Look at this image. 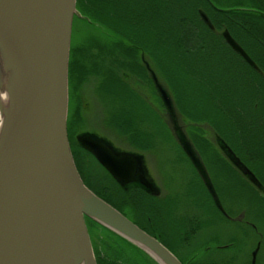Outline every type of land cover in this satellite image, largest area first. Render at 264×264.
Wrapping results in <instances>:
<instances>
[{"label":"water","instance_id":"95a60500","mask_svg":"<svg viewBox=\"0 0 264 264\" xmlns=\"http://www.w3.org/2000/svg\"><path fill=\"white\" fill-rule=\"evenodd\" d=\"M77 1L0 0V264H98L90 222L155 264H183L159 239L94 193L77 168L68 134L74 20L84 18ZM226 38L259 70L229 34ZM149 71L173 139L217 208L231 219L170 87L155 69ZM76 140L122 188L160 195L143 152L120 149L95 133L82 132ZM227 149L229 161L264 196L257 175ZM259 251L260 243L252 264Z\"/></svg>","mask_w":264,"mask_h":264},{"label":"trees","instance_id":"16d2710c","mask_svg":"<svg viewBox=\"0 0 264 264\" xmlns=\"http://www.w3.org/2000/svg\"><path fill=\"white\" fill-rule=\"evenodd\" d=\"M202 4L203 0H78L77 7L84 18H75L70 58L68 134L74 159L83 181L100 198L118 209L147 233L159 239L178 258L177 253L179 254V250L177 248L188 245L191 242V236L216 225L218 216L231 224H242L241 226H247V224L233 222L221 213L194 168L193 171L197 178H195L194 183H191L193 192L188 195L182 194L183 197L179 195L182 197L179 205L183 202L189 205L191 202L198 211L203 212L206 221H203V217L188 220L185 214L182 217L179 216L177 220L173 212L170 219L167 218L164 210L159 206L163 204L171 206L170 202L173 199V197H170L171 194L167 199H156L139 187L122 188L90 153L80 147L76 140L83 126L80 94L82 86L89 77L99 78L98 83L102 99L110 102L111 106L116 107L113 109L114 112L117 110L115 115L112 114L113 126L122 129L128 135V141L135 150L143 153L154 150L156 146L150 134L140 131L129 132V118L137 109L133 107L134 96L135 98L138 97L127 87L124 77L125 72L118 75L119 68H113L110 71L106 68L107 63L105 64L107 59L112 66L116 64L120 68H129L138 75L143 76V80H150L149 83L153 85L151 79H148L147 71L139 65V55L145 53L149 57L151 66L170 87L176 104L185 119L191 118L197 122L208 120L217 126L219 124L222 128H225V126L233 128V125L236 129V131L234 130L236 136L245 135L243 129L236 128L235 123L228 124L229 109H233L231 105L236 102L238 89L244 93L245 89L251 87L254 93L249 100H255V98L258 101L264 100V97L262 98V95L264 96V77L257 74L256 79L251 80L249 79L250 76L215 77L213 75V80L216 78L223 79L222 84L225 87L215 95L216 98L210 91H204L199 79L196 78L201 73L199 71V69L201 70V59L198 56L190 55L191 52H189L192 41L190 37L195 38L199 44L202 43L201 38L204 33L199 15ZM154 18L157 20L156 22L153 20ZM143 21L146 27L145 34H142ZM77 22H86L87 27H102L103 33L101 35L104 40L114 41L115 45L109 46L108 42L99 37L92 43L93 47L91 46L92 50L95 48L99 52L95 57L90 52L91 48L89 46L79 45V47H75V44L78 45L80 31L83 29L81 24L77 26ZM86 32L89 33L91 30L87 28ZM111 49L115 50L114 55L106 58ZM261 64L263 65L262 61ZM219 95L223 100L222 106L216 102L217 98L220 100ZM73 100H77L78 105L75 106L74 112H71ZM236 107L239 108V106ZM236 107L234 110H237ZM159 108L164 111L160 100ZM151 112H153L156 122L161 123L162 127L165 128L168 139L174 141L177 145L164 116L161 113L158 115L152 108ZM151 121H153V118ZM193 137L195 143L202 150L200 132L194 131ZM177 147L181 150L178 145ZM206 150L204 152L206 157L203 156V158L207 163L212 180L227 213L232 216V212H228L230 210L226 207V201L232 203L237 199L241 203L239 209L246 210L247 215L249 210L244 204L249 201L256 204L259 208L257 209L258 213L264 218V197L234 171L227 161L217 153L212 152L211 146H207ZM248 151L251 157L248 158L249 155L244 154L241 156L242 160L252 170L254 168L259 173V176L256 175L264 184V157L258 156L260 153L263 156L264 150L262 147L260 149L258 144L253 143ZM94 163L104 172V176L97 172ZM157 201L160 202V205ZM250 212H252V209ZM235 214L237 213L235 212ZM173 220L177 221L176 235L172 234L170 236L161 231L159 235L162 238L165 237L166 240L165 238L161 240L155 235L154 230L157 223L166 224L167 227V222ZM253 231L260 238L262 237L259 227ZM224 245L222 248L214 249H228L240 244L237 239L233 238ZM210 249L207 248V251L209 252ZM95 253L98 264H122L111 256V258L107 256V259L101 261L96 249ZM186 257L187 259H183L185 262L179 258L183 264H235L233 258L217 262L215 260L202 261L203 259L198 258L195 253H190ZM200 259L201 261H199ZM249 264H251V260ZM257 264H260L259 256Z\"/></svg>","mask_w":264,"mask_h":264},{"label":"rangeland","instance_id":"374dc122","mask_svg":"<svg viewBox=\"0 0 264 264\" xmlns=\"http://www.w3.org/2000/svg\"><path fill=\"white\" fill-rule=\"evenodd\" d=\"M153 20L155 22L157 21L155 20V18ZM142 23H143L142 26H144L142 30V34H145L146 27H145L144 21ZM80 24L84 30L89 28L91 32L89 33L86 32V34H83V33L80 34L78 43L86 40L85 37H87V35L89 39H92V42L98 39L99 37H102L101 35V33H103L102 27H99V26L87 27L86 22H82V23L77 22V26H80ZM190 39H192L191 45L189 48L190 50L189 52H191L190 55L198 56L201 59V67H200L201 70L199 69L201 73L200 75H197L196 78L199 79L200 84L202 88L204 89V91H207V92L210 91V93L211 94L213 93L215 96L218 93L216 89L217 87H219V85L217 84L214 86L212 85V83H214L213 82L214 78H213V75H211L209 71L210 68L212 67L209 66L208 68L207 61L205 58H203L204 45H202V43L199 44V42H197L195 38L193 39V37H190ZM102 40H104V38ZM104 41L108 42L109 46H112V44L114 43V41H106V40ZM201 41H203V37L201 38ZM75 45H76L75 47H79V45L77 44ZM91 53H93L94 54L93 57H95V54H97V50L94 48ZM124 75H125L124 76L125 79L127 80V75L126 74ZM95 81L96 80H93V83L96 84ZM95 90H96V87L91 89L88 87V85H86V83L81 88V92H82L81 95H82L86 110L90 107V105H88V102H86V99H85L86 96L88 95L87 93H91V98H92V94L95 95ZM216 97L217 96H215V98ZM73 101L74 102L71 104V112H74L75 106L78 105V103L76 102L77 100H73ZM144 101L145 99H143V97L141 99V98H135L134 96V101H133L134 106L133 107L137 109L135 110L136 112L133 115H131V117L129 118V132L130 131L131 132L140 131L143 133L147 132L148 134L152 136L151 137L152 140H154L153 142L156 148L152 150L150 153H147V157H146V162L149 168V172L152 178L154 179V181L158 183L157 184L158 186L160 185L161 188L163 189L166 188L163 196H165L166 194H168L169 196L171 194L170 197H173L172 201L170 202L171 206L169 205L166 206L165 204H163L162 205L163 207L162 206H159V207L164 210L166 217L169 219L171 217L172 212L175 213L174 215H176L177 220L179 219V216L182 217L184 214L186 215V218L188 220H192L197 217L199 218L203 217V212L198 211L196 206L192 204L191 202L189 203V205H187V203L185 204L184 202L179 205V201L182 200V197H183L182 194L188 195L189 193L193 192V189L191 188V183H194L196 181L195 178L197 177L195 176L193 167L188 162L186 155L177 147L174 141L168 139V135L165 131V128L162 127L161 123L156 122V118L154 117V114H152L153 112H151V108L148 107V105H146ZM251 102L252 100H250V102L248 100V105L250 103V106L248 107L250 108L249 110L250 111L253 110L252 112L257 113L253 102L252 103ZM243 111H246V109L234 110V112L232 113V117L234 119H235V115H238V116L241 115L244 117ZM160 113L162 116H164V111L160 110ZM98 116H99V110L95 107V105H93L92 109L88 113V117H89L88 120L91 122L94 119H97ZM152 118H153V121H151ZM103 124H104L103 122L102 123L99 122V128L101 130L98 129L94 131V130H91L90 128H95V127H93L91 123H86L87 126L82 127L80 131L81 133L89 132V133L98 134L99 136L110 140L114 145H116L120 149L135 150L133 148V145L130 144V142L128 141L126 137H123L121 139L117 137L116 135L108 132L105 129V124L104 125ZM248 137H249L251 144L253 143L258 144L260 149L262 147V149L264 150V142L261 139L263 137V134L261 133L260 128H258L257 131L254 133L249 131ZM243 148H247V146ZM258 156L264 157V154L262 156V154L260 153ZM249 157L251 156L249 155L248 158ZM94 165H95V169L97 170V172L100 175L104 176V172L100 169V167L96 165L95 163ZM253 170L255 174L259 176V173L254 168ZM179 195H182V197H180ZM248 202L245 203L244 205L248 207L249 213L247 215V218H248L247 220H250L249 222L251 224L254 223L253 228L251 225H247L248 226L247 227L245 224H243L245 226H241L242 224L241 225L231 224L225 221V219L220 218V216H218V218L216 217L218 221L216 225H214L210 229L202 230L199 234L195 236L193 235L194 238L193 236H191L190 237L191 242H189L188 245H184L183 247L181 246V248H177L179 250V254L177 253L179 258L183 262H185V260L183 259H187L186 257L187 255H189L190 253H195L197 254L198 258L201 257L203 259L202 261L215 260L217 262H222L230 258H233L235 264H249L251 260L252 252L255 250L258 243H260V255H259L260 264H264V221H263L264 218L261 217L260 214L258 213L257 209L259 208L256 206V204H254V202L252 203L250 202L248 203ZM157 203L158 205H160L159 201H157ZM240 204L241 203H239V200L237 201V199L235 202H232V203L226 201V207L230 210L228 212H232L231 213L232 216L239 215L240 213H238V211L240 210L239 208H241ZM251 209H252V212H250ZM235 212L238 214H235ZM203 221H206L205 218L203 219ZM90 223H89V228L91 227ZM165 225L166 224H161L159 222L156 224V228L154 230L155 235L158 236L161 240L165 238V237L162 238L159 235L161 231L165 232L167 235H170V236L172 234L176 235V232H177L176 231V228H177L176 220H173L172 222L170 221L167 222V227ZM92 226L93 227L91 228H94V227H96V229L98 228V226H96L95 224H92ZM257 226L260 228V234L262 235L261 238L259 235H257L253 231L254 228L256 230L258 229ZM100 230L102 231L106 239L113 238V240L117 244L116 250H114V247L108 248V254H110V256L114 258V260H117L118 262L122 264H155L143 252L138 251L135 248L133 249L132 247L123 244L120 240L114 238L108 231L102 228ZM100 237H98L97 239L95 237L94 245H95L96 252L100 255V258L102 261L103 259H107L108 255L105 253L104 249H102V246L104 245L101 244ZM233 238L237 239L240 245L233 247V248L222 249V250L214 249V248L224 247L225 246L224 244H226L229 240ZM99 245H102V246H99ZM207 248L208 249L211 248L209 252L207 251ZM199 261H201V259Z\"/></svg>","mask_w":264,"mask_h":264},{"label":"flooded vegetation","instance_id":"af4514ba","mask_svg":"<svg viewBox=\"0 0 264 264\" xmlns=\"http://www.w3.org/2000/svg\"><path fill=\"white\" fill-rule=\"evenodd\" d=\"M199 15L204 33L202 41V45H204L203 58L206 59L208 68L209 66L212 67L209 70L211 75L250 76L249 79L251 80H255V76L257 74L264 77V0H203V5L199 10ZM226 34H229L233 40L245 50L249 58L258 65L259 70H256L241 54L233 49L226 38ZM139 56L141 66L147 71L148 79H151L149 68L151 67L154 69V67L151 66L149 57L143 56L142 53H140ZM261 61L263 65L261 64ZM126 81L132 90L134 89L138 92L139 90L143 92L146 91H144L143 87L145 84L142 82V80L140 81V84L135 85L136 89L131 86L130 83H133V80H130L128 75ZM213 82V86L216 84L219 85V87L216 89L218 92H220L225 87L222 84L224 82L223 79L219 80V78H216ZM253 93L254 92L251 87L245 89L244 93L238 89L236 102L235 104L231 105L233 106V109H229L228 124L235 123V126L237 125L236 128L243 129L245 135L240 134V136H236V129L233 125V128L226 126L225 128H222L219 124L217 126L208 120H202L200 122L194 121L191 118H187L185 120L187 134L194 143L197 150L200 152L202 158L203 156L206 157L204 152L207 151V146H211L213 150L211 151L217 153L221 158L227 161L232 169L240 176H242L241 172L227 158V146H229L235 152V154L242 159L241 156L248 154L249 151L247 148L251 146L248 137L249 131L254 133L258 128H260L261 133L263 134L261 139L264 142V100L258 101L256 98L255 100H252L257 113L252 112L253 110L250 111V108H248L250 106V103L248 105V100L253 95ZM263 97L264 96L262 95V98ZM144 99L146 105L151 107L159 115V102L153 101V103H151L149 95H145ZM216 102L222 106L223 100L221 96L220 100L217 98ZM236 106H239V108ZM235 107L237 110L246 109V111H243L244 117L241 115H235V119L232 117ZM194 131H199L201 134L202 150L199 148L198 144L195 143L193 137ZM112 132H114L113 134L119 137L120 134H118L115 130ZM246 146L247 148H243ZM150 152L151 151L144 152L146 157L147 153ZM203 160L206 163L204 158ZM190 164L192 166L191 162ZM245 181L247 180L245 179ZM250 185L257 191L256 187H254L252 184ZM159 188L160 195L158 197H154L150 194L149 195L156 199H166L168 194L163 196L166 188L163 189L160 185ZM143 191L146 192L145 190ZM260 195L263 196L262 193ZM230 218V220L233 222L250 225V223L245 221L246 215L244 213L236 216H230ZM254 230L256 229L254 228ZM90 233L93 243L95 244V231L91 227Z\"/></svg>","mask_w":264,"mask_h":264},{"label":"bare ground","instance_id":"6f19581e","mask_svg":"<svg viewBox=\"0 0 264 264\" xmlns=\"http://www.w3.org/2000/svg\"><path fill=\"white\" fill-rule=\"evenodd\" d=\"M75 21V20H74ZM86 34V30H84V29H82L81 31H80V34ZM86 38V40H84L83 42H80V43H78V45H84V46H89L91 49H90V52H92V43L94 42H92V39H89V37H88V35H87V37H85ZM114 44V43H113ZM115 45V44H114ZM92 46V47H91ZM113 46V45H112ZM114 49H111L109 52H108V56L106 57V58H108V57H112L113 55H114ZM97 54H99V52L97 51ZM97 54H95V55H97ZM126 57V56H125ZM92 59H94V58H92ZM109 60H107L106 59V62H105V64L107 63V67L106 68H108L110 71L111 70H113V68H119V73H118V75H120L122 72H125L124 74H126V75H128L129 77H130V80H133V83H130L131 84V86L133 87V88H135L136 89V87H135V85L136 84H140V81L142 80V82H144V84H145V86L143 87L144 88V91L145 92H143V91H140L139 90V92L137 91V90H132V88L129 86V84H128V82L126 81V84H127V87L128 88H130L131 90H132V92L135 94V95H137V97L138 98H141L142 99V97H143V99L145 98V95H149V99H150V101L151 102H153V101H157V102H159V100H160V98H159V96H158V93H157V90H156V87L154 86V83H153V81H152V83H153V85L152 84H150L149 82V80H147V81H145V80H143L144 78H143V76H140V75H138L137 73H135L133 70H130L129 68H127V69H125V68H120V67H118L116 64H114L113 66H112V64H111V62H108ZM125 61H126V59H125ZM139 65L141 66V63H139ZM112 66V67H111ZM142 67V66H141ZM159 75V74H158ZM95 79H99V78H94V77H89V79L87 80V82H86V85H88V87L89 88H91V89H93L94 87H95V83H93V80H95ZM99 81V80H98ZM152 85V86H151ZM155 90V91H154ZM156 92V93H155ZM88 95H87V98H91V93H87ZM3 97H4V99H6V94H3L2 95ZM6 101V100H5ZM4 101V102H5ZM161 101V100H160ZM102 115H103V112H99V116L97 117V119H94L95 121H99L100 122V120H101V118H102ZM185 118H184V122H185ZM82 127H85V124L82 126ZM105 129L107 130V131H109L110 133L113 131V130H115L118 134H120V135H123V137H126V136H128V135H126V133H124L123 131H122V129H119V128H116V127H113V125L112 124H108V125H105ZM238 213H240V214H242V213H244L245 215H246V219H245V221H247V222H249L250 220H247L248 218H247V212H246V210H239L238 211ZM237 213V214H238ZM249 213V212H248ZM250 223V222H249ZM253 223V222H252ZM254 224V223H253ZM253 224H251L250 223V225L252 226V228L254 227V225ZM108 248H111V247H109V245L108 246H105V249H104V251H105V253L110 257V254H108ZM114 250H116V249H114ZM103 251V250H102ZM259 254H260V251H259ZM259 254H258V256H259ZM111 258V257H110ZM251 258H252V256H251ZM260 259V258H259ZM257 262H258V258H257ZM251 264H252V262H251Z\"/></svg>","mask_w":264,"mask_h":264},{"label":"crops","instance_id":"0c3cea01","mask_svg":"<svg viewBox=\"0 0 264 264\" xmlns=\"http://www.w3.org/2000/svg\"><path fill=\"white\" fill-rule=\"evenodd\" d=\"M96 81V84H95V87H96V90H95V95L94 94H92V98H87V96H86V102H88V105H90V107L86 110L85 109V104H84V101H83V98H82V95L80 94V97H81V99H80V103H81V106H82V116H83V125L85 124V126H87L86 125V123H91V125L93 126V127H95V128H90L91 130H94V131H96V130H98V129H100L99 128V121L97 122V121H95V120H93V121H89L88 119H89V117H88V113H89V111L92 109V106L93 105H95V107L99 110V112H103V115H102V118H101V120H100V123H104L105 125H108V124H112L113 125V123H112V114H114L115 115V113L117 112V110H115V112H114V108H116L115 106H111V104H110V102H108V101H104L103 99H102V95H101V93H100V87H99V83H98V80L97 79H95ZM85 88V87H84ZM82 93V92H81ZM87 120V121H86ZM103 124V125H104ZM89 125V124H88ZM90 126V125H89ZM114 127V126H113ZM101 130V129H100ZM109 132V131H108ZM112 134L114 133V132H111ZM115 135V134H114ZM117 136V135H116ZM119 138H123V135H119ZM126 138L128 139V137L126 136ZM94 229V231H95V237H96V239L98 238V237H100V241H101V244L102 245H104V246H102V245H99V246H102V249H105V246H108L109 245V247H111V248H113L114 247V249H117L116 247H117V244H116V242L113 240V238L111 239V238H109V239H106L105 238V236L103 235V233H102V231L100 230L101 228L100 227H98L97 229H96V227H94L93 228ZM111 234V233H110ZM114 238H116V239H118V240H120L123 244H125V245H127V246H130V247H132L131 245H129L128 243H126L125 241H123V240H121V239H119L118 237H116L115 235H113V234H111ZM133 249H134V247H132Z\"/></svg>","mask_w":264,"mask_h":264}]
</instances>
